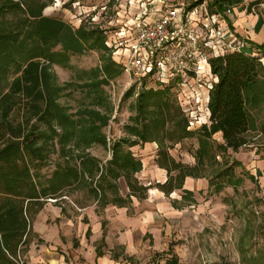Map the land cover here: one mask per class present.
<instances>
[{
    "label": "trees",
    "instance_id": "1",
    "mask_svg": "<svg viewBox=\"0 0 264 264\" xmlns=\"http://www.w3.org/2000/svg\"><path fill=\"white\" fill-rule=\"evenodd\" d=\"M53 1L0 0V264H26L24 254L32 241L37 214L50 199L58 202L66 196L70 188L87 186L98 211L109 204L130 206L134 196L145 198L147 187L136 177L143 162L131 149L135 145L156 142L157 163L169 175L158 188L166 195L183 189L185 178L196 175L194 170L213 165L222 151L229 148L237 151L248 144L246 134L252 125L250 107H257L264 100L262 60L244 50L226 51L209 59L216 78L209 93V123L189 128V119L173 95L172 85L143 87L134 103L135 112L124 127L125 135L109 143L111 139L104 131L108 116L82 111L91 120L76 122L58 103L64 87L56 84L52 66H66L70 53L99 50L103 65L94 69V81L86 83L93 88L108 83L122 73V68L112 59L98 30L83 26L74 29L62 18L45 14ZM213 4H218V0H213ZM261 4L264 1H255L250 9ZM259 18L264 23V6ZM258 48L264 53V47ZM133 95L134 88H130L125 98ZM19 109L22 119L17 121L13 115ZM53 121L61 127V133H57ZM218 133L224 144L214 138ZM187 138H196L198 142L193 167L177 162L168 149ZM74 140L81 149L78 166L66 159L63 164H56L45 179L34 174L32 170L37 164L48 158L50 144H58L63 154L68 155L72 150L67 146ZM94 144L110 147L112 157L103 163L87 151ZM174 171H178L175 176ZM224 174L229 184H233L229 169L217 176L222 178ZM121 177L129 188L126 195L121 193ZM213 186L215 192L224 188L221 182ZM191 195L186 190L183 200ZM174 204L178 209L184 206H177V200ZM102 223L105 235L107 221ZM173 246L170 242L167 253L171 256L164 264H180ZM101 248L97 246L98 255L102 254Z\"/></svg>",
    "mask_w": 264,
    "mask_h": 264
},
{
    "label": "rangeland",
    "instance_id": "2",
    "mask_svg": "<svg viewBox=\"0 0 264 264\" xmlns=\"http://www.w3.org/2000/svg\"><path fill=\"white\" fill-rule=\"evenodd\" d=\"M143 1L146 0H54L52 5L45 9V14L62 18L74 29L83 26L87 30H98L105 38V44L110 49L112 59L116 55H123V58H126L125 44L117 42L113 45L108 41V32L111 29L116 40L119 41L117 32L121 25L130 23ZM262 7V5L256 6L254 12L260 13ZM232 17H228L229 20ZM118 43L120 47L117 46ZM101 55L102 53L96 49L70 53L67 65L54 64L52 71L56 77V84L64 87L58 97L61 107L76 122L80 121L78 119L90 121V115L86 114H90V111L108 116V125L104 127V131L111 139L109 141L111 143L114 139L125 135L124 127L129 122V117L135 112L134 103L139 91L143 87L158 88L159 82L152 75L143 76L135 70L127 71L124 59L119 63L122 68L121 74L109 79L108 83L102 84L99 88L86 86V83H92L95 79L94 69L103 65ZM257 57L264 63L263 52H259ZM209 76H206L203 81L207 82L210 79L209 82H213V78ZM99 78L102 79L103 75ZM130 88H134V95L125 98V93ZM178 88H172V93L178 103L184 106L182 98H179ZM196 88L202 92L199 102L196 100V90H192L189 96H185L186 102L191 101V104L188 102L186 105L189 110L185 114L189 120L195 122L197 119L196 121L199 122H195L191 129H197L205 122L208 123L207 95L209 93L205 84ZM250 113L252 125L246 134L248 144L237 151L232 148L222 151L213 165L209 164L203 170H194L196 175L185 178L183 189H176L171 195L165 194L161 198L168 205L164 207V210L150 207L156 203L155 200L159 195L157 178L145 180L146 177H144L143 180L139 178L142 170L136 173L139 183L145 185L147 191L145 198L140 199L134 196V201L138 200L140 204L145 205V207L140 206L141 209L154 212L155 226L156 224L157 226L151 228L156 241L154 242L153 236L146 235L143 244L138 245L137 251L132 254L133 264H164L171 256L167 253L170 242L174 243V253L178 256L180 264H264V100L257 107L251 106ZM13 117L17 121L21 120L22 111L16 110ZM53 126L57 133L62 132L55 121ZM46 128L50 130L48 126ZM214 138L217 143L224 144L220 133ZM152 143L157 145L158 151V144ZM140 145L143 146V144ZM137 146L139 145L131 149L139 155ZM67 147L71 148L72 152L64 155L61 146L50 144L48 158L37 164L38 167L32 170L34 174L45 179L56 164H63L66 159L78 166L81 149L76 146L75 140L71 141ZM168 149L177 162L190 167L196 164L195 153L198 149L196 138H187ZM87 151L101 159L103 163L110 159L113 153L110 147L100 144L92 145ZM149 152L146 153L145 149L142 151L147 170L152 169L153 165V154L152 151ZM156 158L155 164L158 165ZM227 169L231 172L233 184H229L226 174L222 178L217 176ZM166 172L169 176L167 170ZM177 173L178 171H174L172 175L175 176ZM220 182L224 184V188L220 192H215L216 188L213 185ZM119 184L122 194H126L122 186L127 184L124 177L119 179ZM186 190L191 191L192 195L188 196L189 199L183 200ZM88 192L87 186L84 185L79 188H70L66 191V196L54 203L58 206L66 204V208L70 206L67 214L72 215L73 210L77 212L78 210L69 201L89 202L91 197ZM192 199L195 202H192ZM175 200H177V206H184L178 209L174 204ZM130 215L131 217L137 215L133 206ZM158 223L161 226H158ZM39 225L43 226V224ZM65 232L67 236L63 238L64 245L59 247L58 251L65 254L68 262L71 263V259L68 258H72L70 252L80 248V241L73 229L65 230ZM34 244L40 245V248L44 246L45 241L38 232L33 231L30 245ZM116 251H120L119 248H116ZM82 260L81 257L77 259L78 263Z\"/></svg>",
    "mask_w": 264,
    "mask_h": 264
},
{
    "label": "crops",
    "instance_id": "3",
    "mask_svg": "<svg viewBox=\"0 0 264 264\" xmlns=\"http://www.w3.org/2000/svg\"><path fill=\"white\" fill-rule=\"evenodd\" d=\"M202 1L204 0H191L189 2L178 0L143 1L141 6L137 8V12L134 14V18H132L130 23L122 24L119 31L117 30L119 41L116 40L115 34L112 33L113 31L111 29L108 32V41L113 44L117 42L124 44L128 40H131L135 33V22L141 13L142 7H147L151 12L154 11V13L159 14L169 7L180 6L184 2L187 5L186 11L189 12L194 5ZM206 1L210 12L218 15V25L224 28L223 34L225 38L230 41L245 39L246 46L243 50L248 54L259 56L260 50L258 47H264V23L260 20L259 13L256 14L254 12V8L260 5L253 6L250 9V5L258 0H218V4H213V0ZM227 8L232 9L233 17L231 15L230 18L232 17L233 20H229V16L226 15L225 10ZM195 32L198 36V53L196 55H184V59L189 60L192 64H197L199 67L198 77L199 79H204L206 76H209L211 71L209 59L216 55L219 47H216V43L209 39L208 33L200 27L198 21L195 22ZM108 41L106 42L108 43ZM125 47H127V44H125ZM124 53L127 54L126 48ZM201 53L202 56L200 57ZM203 55L206 56L205 60ZM114 59L120 63L125 58H123V55H116ZM188 76L192 80L196 78L195 75ZM179 77L183 79L182 75ZM175 84L177 83L173 79L167 85H172L171 88H174ZM167 85L165 84L159 87ZM198 91L196 97L197 102L202 98L201 90ZM208 103L209 100L207 101V107ZM209 115L210 112L208 109V123ZM143 149H145L146 153L152 151L153 165L150 170L146 169L145 160L142 157ZM137 150L139 151V155L133 152L137 157L142 159L144 167L140 172L139 178H143V180L144 177H146L145 180L157 178V182L164 183L168 179L167 172L164 168L155 164L157 145L148 142L143 144V146H137ZM122 186L125 188L126 193H128L129 188L127 184H123ZM158 192L159 195H157V199L155 200L156 203L154 202L155 204L150 207H156V209L162 211L168 205L161 199L165 196V193L160 190ZM123 195L126 194L123 193ZM54 202L53 200H49L34 220L33 231L40 234L45 244L40 248L38 244H34L33 246L29 245L27 252L24 254L26 264H133L134 256L132 254L137 251L138 245L143 244L145 236H153L154 242L156 241V236L151 230L152 227L157 226V224L155 226L156 217L154 212L141 209L140 206L145 207V205L140 204L138 200L135 202L134 197L130 206L109 204L105 208H101L102 210L100 211H98V204L93 197H91L89 202L85 203L69 201L78 210V212L73 210L72 215L67 214V209L71 208L70 206L66 208V204L58 206ZM132 206L137 214L134 217L130 215ZM104 220L107 221L105 235L102 223ZM39 224H43V226L40 227ZM67 224H72L73 226ZM158 226H161L160 223H158ZM68 229H73L75 231L74 234L78 236L80 241V248L70 252L72 258H68L71 259V263L68 262L65 254L58 251L59 247L64 245L63 238L67 236L65 230ZM88 230H90L89 235H87ZM103 238L105 239L104 242H102ZM98 245L102 246L101 255L97 253ZM116 248H119L120 251H116ZM80 257L83 260L78 263L77 259Z\"/></svg>",
    "mask_w": 264,
    "mask_h": 264
},
{
    "label": "built area",
    "instance_id": "4",
    "mask_svg": "<svg viewBox=\"0 0 264 264\" xmlns=\"http://www.w3.org/2000/svg\"><path fill=\"white\" fill-rule=\"evenodd\" d=\"M261 5L264 6V4ZM186 6L182 2L180 6L169 7L159 14L151 12L147 7H142L135 22L133 38L124 43L127 44L125 47L127 57L124 61L126 70H135L143 76L152 75L156 77L159 86L167 85L175 79L177 83L175 87H179V98H182L185 103L182 106L185 112L189 110L186 107L187 103L191 104V101L186 102L185 96L191 94L192 90L198 93L196 87L203 84L206 85L207 93H210L216 81L211 71L209 75L213 78V82L210 81V83V79L207 82L199 79L198 65L184 59V55L198 53L195 22H199L200 27L208 33L209 39L216 43V47H219L215 56L226 51H241L246 46L245 39L230 41L225 38L224 28L218 25V15L210 12L206 0L194 5L189 12L186 11ZM225 13L230 17L232 9L227 8ZM120 44L118 43L117 46L120 47ZM203 58L205 60L206 56L203 55ZM180 75L183 79H180ZM188 75H195L196 78L192 80ZM207 100H209V94ZM196 120L195 122L199 123ZM193 121L189 120V128L194 125Z\"/></svg>",
    "mask_w": 264,
    "mask_h": 264
}]
</instances>
